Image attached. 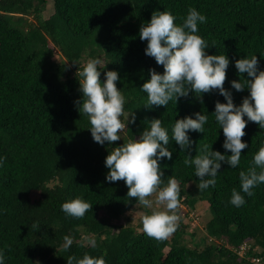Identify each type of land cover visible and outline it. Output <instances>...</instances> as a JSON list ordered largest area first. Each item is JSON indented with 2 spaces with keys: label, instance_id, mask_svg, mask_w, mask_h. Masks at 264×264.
<instances>
[{
  "label": "trees",
  "instance_id": "1",
  "mask_svg": "<svg viewBox=\"0 0 264 264\" xmlns=\"http://www.w3.org/2000/svg\"><path fill=\"white\" fill-rule=\"evenodd\" d=\"M52 12L44 17L46 0H0V251L4 264H67L69 256L84 254L106 264H264V184L248 197L241 191L239 173L253 166V157L264 146V129L248 122L242 142L240 164L222 163L214 187L199 191L195 166H186L187 152L171 140L176 120L208 116L204 133L189 132L195 143L192 158L204 144L213 151L231 155L222 147L223 131L215 121V103H226L218 92L189 93L167 108H145L147 94L141 88L150 79L149 70L163 74V66L145 55L142 24L153 12L169 11L181 25L189 8L206 17L198 24L209 55L229 58L225 89L240 106L249 95L231 87L240 80L235 61L256 55L264 71V0H49ZM215 46V47H213ZM53 50L57 59L52 58ZM89 59H100L101 82L107 71L119 74L117 87L125 97L129 123L121 140L109 145L94 142L90 122L80 114L76 101L82 98L76 73ZM80 64V65H79ZM247 78V74H244ZM242 79V78H241ZM202 101V102H201ZM161 119L168 130L172 160L159 161L162 179L180 182L176 232L163 241L147 237L140 218L136 227L126 223V214L143 209L127 197L123 181L108 182L105 159L112 148L136 139L149 125ZM127 124V119L121 117ZM247 119V117H245ZM259 171V168H257ZM163 186V185H162ZM246 203L237 208L229 201L233 189ZM82 198L93 208L82 219L67 216L61 205ZM154 199V197H153ZM205 201L209 215L203 222L200 241L193 240L182 216L192 212L197 201ZM149 214L153 209H149ZM147 213V212H146ZM123 219V222H119ZM37 227L33 228L32 225ZM138 227V228H137ZM73 238L65 251L63 237ZM96 241L91 247L83 237ZM248 247L237 253L239 246Z\"/></svg>",
  "mask_w": 264,
  "mask_h": 264
},
{
  "label": "clouds",
  "instance_id": "2",
  "mask_svg": "<svg viewBox=\"0 0 264 264\" xmlns=\"http://www.w3.org/2000/svg\"><path fill=\"white\" fill-rule=\"evenodd\" d=\"M175 21L176 17L171 12L156 11L150 22L140 27L139 38L147 41L145 55L154 58L156 64L163 66L164 70L160 74L150 69V79L143 83L141 90L147 94L145 108H167L170 101L177 103L179 98H187L189 93L201 98L202 94L218 92L224 97L226 103L217 101L212 115L223 131L225 139L222 147L231 153L230 156L213 151L212 146L204 144L200 154L192 158L195 142L188 133H204L207 115L197 112L194 114L195 119L185 117L176 120L172 127L171 140L179 146L181 152L188 153L184 164L195 166V176L199 178L197 187L203 191L216 185L222 163L231 168H237L240 164L242 151L248 148V144L242 142L248 122L264 129V71L259 70L256 55L235 61V68L242 79L233 80L231 87L237 92H249L242 99L241 105L236 106L232 92L224 87L229 58L225 54L209 55L206 51L209 48L207 41L197 34L198 24L206 23V17L195 8H189L181 25ZM102 64L100 59H89L83 66L79 64L76 75L81 77L79 84L83 95L75 103L79 113L89 119L94 142L100 145L107 142L111 145L121 140L120 133L124 132L129 123H135V115L131 114V120L126 117V101L117 87L119 74L116 71H107L101 82L98 66ZM244 74H247V78ZM121 117L127 119V124ZM145 122L149 127L145 128L139 138L129 139L121 146L112 148L106 156L105 166L109 169L106 180L123 181L128 188V198L135 199L140 206L153 209L150 214L141 215L142 231L151 239L163 241L179 227L180 182L171 176L165 185L162 179L164 173L159 161L163 158L172 160V151L167 147L170 143L168 130L162 127L161 119L154 118ZM5 159L0 158V166ZM239 180L241 191L248 197L254 195L252 189L264 184V146L254 155L253 166L246 172L240 171ZM229 202L237 208L246 203L245 197L235 188ZM92 208L90 203L79 197L61 205V210L67 216L76 219H82ZM32 227L36 228L37 225L33 224ZM63 240L62 247L67 251L74 242L73 238L64 236ZM81 242L96 246V241L87 236ZM4 261L5 253L0 251V264H4ZM67 264H106V261L103 255L96 258L86 253L81 259L69 256Z\"/></svg>",
  "mask_w": 264,
  "mask_h": 264
},
{
  "label": "rangeland",
  "instance_id": "3",
  "mask_svg": "<svg viewBox=\"0 0 264 264\" xmlns=\"http://www.w3.org/2000/svg\"><path fill=\"white\" fill-rule=\"evenodd\" d=\"M52 12L51 9V3L49 0H46L45 3V7L42 11V15L44 17H47L50 13ZM54 55L52 54L51 57L52 58H56L57 59V54L55 53L56 51L53 50ZM180 208H183V205H181ZM147 212V214H149V209L146 208V210L143 209H133L132 211H129L128 214H126V223H129L130 225L136 227L138 219L140 218L139 222L141 221V215L145 214ZM209 215V212L207 210V203L205 201H197L194 204V208L192 210V212H190V217H189V213L188 215H183L182 216V222L188 224V229L189 231H191L192 229H195V234L193 235V240L195 241H200L201 240V234H202V228H203V222L207 219ZM124 220L121 219L119 222H123ZM138 228V227H137Z\"/></svg>",
  "mask_w": 264,
  "mask_h": 264
},
{
  "label": "built area",
  "instance_id": "4",
  "mask_svg": "<svg viewBox=\"0 0 264 264\" xmlns=\"http://www.w3.org/2000/svg\"><path fill=\"white\" fill-rule=\"evenodd\" d=\"M189 217H190V213H189ZM245 246L248 247V244L247 243H242L239 246V249L237 250V253L241 254V252L245 248ZM250 260H251L252 264H260V257H258V256H254Z\"/></svg>",
  "mask_w": 264,
  "mask_h": 264
}]
</instances>
